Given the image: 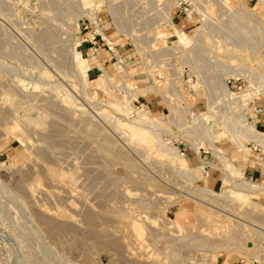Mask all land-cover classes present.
Returning a JSON list of instances; mask_svg holds the SVG:
<instances>
[{
	"label": "rangeland",
	"instance_id": "rangeland-1",
	"mask_svg": "<svg viewBox=\"0 0 264 264\" xmlns=\"http://www.w3.org/2000/svg\"><path fill=\"white\" fill-rule=\"evenodd\" d=\"M161 1L166 3L167 20V7L174 8L178 0ZM181 2L189 17L173 13L170 28L158 9L150 12L117 0L114 10L126 31L111 19L108 0H95L89 9L80 0H0V264L264 262V185L256 210H251L252 199L214 196L218 199L209 205L199 202L194 195L198 187L220 193L223 166L209 139L192 133L201 158L215 163L211 170L218 181L206 186L202 175L206 168H198L204 163L192 140L180 135L178 126L184 122L193 125L196 113H212L206 120L218 136L216 145L240 169L239 160L247 157L224 132L232 125L235 129L243 114L254 125L257 115L251 105L235 104L230 96H222L218 85L225 82L236 93L264 90V0ZM88 20L108 28L117 49L130 54V69L140 73L130 76L135 81L130 91L157 83L172 92V80L178 73L168 82L165 78L180 68L183 80L178 86L190 112L173 116L163 94L156 91L141 92L130 104L134 112L125 116L107 104L114 100L122 103L123 88H111L106 94L97 87L84 86L75 70L73 51L81 50L83 57L91 60L86 55L87 45L74 49L76 37L82 41L87 32L82 31V21ZM174 29L189 35L194 41L191 46L174 49L179 47L178 40L161 33H174ZM137 37L140 42H135ZM92 54L98 58L97 65L121 79L113 57L104 64L106 53ZM159 73L166 77L158 78ZM99 74L94 68L89 78ZM256 97L258 104L264 102L263 94ZM145 103H151V109ZM184 104H178L180 109ZM103 109L123 122L146 110L152 118L176 117L177 121L164 119L167 128L159 131L161 144L173 138L195 171L194 181L185 179L186 174H181L159 144L151 149L138 143L118 126L116 118H109L107 112L103 115ZM260 140L264 142V137ZM244 144L257 145L248 140ZM206 213L210 218L205 219ZM201 214L204 217L200 218ZM40 216H45L43 222ZM45 219L53 224L51 232ZM135 220L136 226L131 224ZM251 239L256 252L239 253Z\"/></svg>",
	"mask_w": 264,
	"mask_h": 264
},
{
	"label": "bare ground",
	"instance_id": "bare-ground-1",
	"mask_svg": "<svg viewBox=\"0 0 264 264\" xmlns=\"http://www.w3.org/2000/svg\"><path fill=\"white\" fill-rule=\"evenodd\" d=\"M80 2L82 4V6H84L86 9L87 8L89 9V8L92 7L91 4L95 3V0H80ZM167 8H168L167 9V12H168L167 22L172 27L173 24L171 22V14H170V8H171V6L169 5ZM242 8H244V6H242ZM204 14L205 13H202V16H205L206 15V14L205 15ZM91 17L93 18L94 16H91ZM206 25L204 24L202 30H204V27H205V30H206ZM99 32L103 33L102 29H100ZM161 33L164 34V35L166 34V38L174 37V38H176L178 40V43H179L178 46L179 47H175L174 46V49H176V48H184V47L189 46V45L191 46V44L194 42L189 35H187L185 32H181V31H179L177 29H174V33H170V32H161ZM196 39H197V41H200V40H198L197 37L195 38V40ZM81 42L82 41L79 39V36H77L76 37V42L74 43V49ZM195 43H197V42L195 41ZM92 52H93V50H91L89 52V55L91 56V60L89 61L88 58L86 59V58L83 57L82 53L78 49L75 50V52L73 51V53L75 54V55L73 54L75 56V59L73 58V61L75 60L74 62H75V68H76V69L75 68L74 69L76 70V72H77V74L79 76V79L81 80V82L83 83V85L86 86V87H90V86L97 87L99 89L104 90L106 92V94H108V92H109L108 90L111 89V88L118 89V88L121 87V88H123V90H125V93L126 94L123 95L124 96V101L122 103L114 102L115 100L113 102L110 101V102L107 103L110 107H112L113 109H115V111L117 110L119 112H122L125 116H130V114L134 112L133 111V107L130 105L131 102H132V100L137 99L140 95H142L141 92H143V93L145 92L146 93V92H156L157 91V92L163 94L162 96L165 97L164 98V99H166L165 102L171 108V110L173 112V116H174L175 113L178 115L179 113L180 114H188L190 112V109H189L188 105H186L185 107H183L181 109L178 106L179 103H185V99L182 96V93H181L180 89L178 88V85L176 84L178 82V80H179V76H177L174 80H172V86L174 87L172 92H171L170 89H168V90L165 91V89L162 87V85L157 84V83H155V84H153L151 86H146V89L142 88V89L139 90V89H136V88H132L131 91H130V86H133V84H134L135 81L131 80L132 78H130V76L128 74L121 73V76L122 77H121V79L119 78L120 79L119 80L120 82H119L118 80L115 79V77L112 76V74L109 71H107V69L103 65H100V64L97 65V66L100 68L101 73L98 76H96L93 80H91L89 78V70L91 69L92 64H94V63L96 64L97 59H98L97 56H95V55L92 54ZM218 76L219 75H217V77ZM252 84H254V87H255V84L256 83L253 82ZM219 85H218V88L220 87L219 89H221L220 91H221V93H223L222 96L223 95L224 96H230L233 99V102H235V104L236 103H240V104L246 103L248 106H250L249 105V102L252 101V100H254L256 98V96H258L259 94H263L264 95V90L263 89H261V90L258 89L257 91H244V92H241V93H236V92L232 91L231 89H229L228 86H227V83H225V82L224 83H221ZM259 86L261 87V85H259ZM212 91L215 92L214 90L211 89L210 92L212 93ZM168 92H169V94H168ZM116 95H117V93H115V96ZM209 95H210V93H209ZM215 96L216 95L214 94L213 97L215 98ZM210 98L212 99V96ZM216 98H218V97H216ZM176 99H177V101L175 102ZM211 99L209 101L210 102V105L212 103V100ZM213 101H214V99H213ZM177 107H179V110L176 109ZM76 110H83V109L82 108H77ZM70 112H71V114H73L71 110H70ZM78 112H80V111H78ZM106 112H107L106 109H103L102 110V114L103 113H106ZM108 112L106 113L108 115V117L109 118L112 117L111 116L112 114L111 113H108ZM103 115H105V114H103ZM107 115H106V117H107ZM210 115L213 116L212 113ZM210 115H208V116H210ZM173 116L171 114H169V115H164V116H160V117L159 116H156V117H153L152 118V117H150L149 110H146L144 112L142 111L137 116L136 115L132 116V119L130 121H128V122H123L120 119H117L115 116H113V117H114V119L116 118L115 119V122H117L118 126L126 129L130 133V135H132V137L135 140H137L138 143L146 144L147 146L151 147V149H153L155 147V145L159 144L161 146L163 152H165V154H167L174 162H176L177 168L180 170V172H183L181 174H184V173L186 174V176H184L185 174L183 175L184 177H186L185 179H187V177H188V179H189L188 181H191V180L194 181V179L196 177L195 176L196 175L195 174V171H194L193 168H191V167L188 166L187 159L185 158L184 153L182 151H180L178 149V147L175 146V144H173V142H172L173 138L171 137V138H169V140L167 139L168 141L165 140L164 143L161 144V142L163 141V138L161 137V134H160L159 131L160 130L162 131L165 128H167V126L165 125L167 122L164 121V119L165 118H169V119L172 120L173 118H175V120L177 121L178 119H176V117H173ZM208 116H204V115H201V114L196 113V115L194 116L195 119L194 120L192 119L194 121L193 125H189L188 123H185V122L184 123H181V124H178V126H181V129H180V127H178L180 129V131H181L180 132V135H183L184 137H188L189 140H192V133L204 134L205 137H207L209 139V141H210V147H211V150H212L213 154L219 158V160H220V162H221V164L223 166L222 168H223V174H224V176L221 179L222 189H221L220 193H217L214 190H210V189L205 188V187H198V189H196V191L194 192L195 193L194 195L196 196L195 198L198 199L199 202L201 201L202 203H205L207 205H209L210 201L216 202L215 200L218 199V198H225V199H228V198L229 199L230 198H237V200L238 199H240V200L252 199V202L250 204L252 206L251 210H256V207H257V204H258V202L256 201V199H258L259 196L261 195V193H262L261 191L263 190V186L260 185V184H258V183H256V182H253V181L244 180L242 170L239 169L236 166L235 163H233L232 161H230L228 159V154L224 153L216 145V143L218 141V139H217L218 136H216L215 134L212 133L211 127L208 125V122L206 120V118ZM220 116L222 117V115H220ZM177 118H179V117H177ZM175 120H173V122L172 121L171 122L174 123ZM224 120H225V118H224ZM229 121H230V119H229ZM234 121L236 123V120H234ZM222 122H224V121H222ZM83 124H81L82 127L84 126ZM175 124H176V122H175ZM230 124L232 125L233 122L230 123ZM230 124H228V125H230ZM228 125H226V126H228ZM234 126H236V125H234ZM231 127H232V129L231 128L230 129L227 128L228 130L225 131L224 133H229L230 134L231 141L234 142L236 145L239 146V151L240 152H243L244 153L243 155L245 157L250 153V148L244 144V141H246V140H248V141L249 140L256 141V140H259V138L261 139V137H264V133L263 132H261L260 130H258L255 127V125L249 123L248 117H247L246 114H243V115H241L239 117V119H238V126L235 127L236 130L233 128V125ZM201 129H202V131H200ZM58 133H60V132H58ZM62 134H63V132L60 135H62ZM192 143L194 144V146H196V151L199 153L200 147L198 146V144L195 143V141H193V140H192ZM168 167L171 168L170 166H168ZM205 168H206V166H203L202 165L201 168H199V169L204 170ZM214 196L215 197H218V198L214 199ZM203 206L201 207L200 210H203V212L205 214L206 211H205V209H202ZM210 212L212 213V211H210ZM210 212H207V213H210ZM229 212H231V210ZM216 213H219V212L216 211ZM232 213H233V211H232ZM213 214L214 215H217L215 213H213ZM198 216H199V214H198ZM201 216L204 217V215L201 214L200 215V218H201ZM206 216L207 217H205V219L209 217V214H207ZM43 217L45 218V216H43ZM43 217L40 216V219L43 218ZM212 217H214V216L212 215ZM46 218H47V216H46ZM215 218H216V216H215ZM53 220H54V218H53ZM45 221H46V219H45ZM55 221L57 222L58 220H55ZM167 221H169L168 223L172 222L169 219L168 220L166 219V222ZM218 221L219 222H223V221H220V219H218ZM40 222H43V220L40 221ZM46 222H48V221H46ZM49 223L50 222L46 223L45 226L46 225H50V229H51V227H53L52 226L53 224H51L52 222L50 224ZM131 224L136 226L137 221L136 220L135 221H132ZM54 225H55V223H54ZM65 226H66V223H65ZM54 228H55V226H54ZM52 229L50 230V232L52 231ZM56 229H59L60 230L61 228H59L57 226ZM70 229L71 228L68 227V230L69 231H70ZM64 230H65V228H64ZM66 230H67V228H66ZM64 233H65V231H64ZM53 236H54V234H53ZM64 237H65V235H64ZM55 238L56 237H54V239ZM65 239H66V237H65ZM176 240H177V238H176ZM73 242H74V240H73ZM90 242H92V241H90ZM173 242L174 243H177L175 241H173ZM247 243H249V244L245 246V251L242 248H240V249H238L239 253H243V254L253 253L254 254V252H256V243H255L254 239H251V240L247 241ZM111 244L113 245L114 242L113 243L111 242ZM171 244H172V241H171ZM178 245H180V244H178ZM212 245H214V244H212ZM123 247H125V246H123ZM184 247H186V246H184ZM224 248H226V247H224ZM173 251H175V250H173ZM255 255H256V258H260V256L258 254H255Z\"/></svg>",
	"mask_w": 264,
	"mask_h": 264
},
{
	"label": "built area",
	"instance_id": "built-area-1",
	"mask_svg": "<svg viewBox=\"0 0 264 264\" xmlns=\"http://www.w3.org/2000/svg\"><path fill=\"white\" fill-rule=\"evenodd\" d=\"M110 1H112V4H110ZM116 1L117 0H108V3H109V6H110V11H111V16L110 17H111V19H113L115 24L117 26H119V25H121L120 24L121 23V19H119L117 17L118 14H117L116 9L114 10V8L116 6ZM120 2L123 3V4H127L129 6L133 5L134 7L135 6L141 7L142 9H144L146 11H150V12L156 11L158 9V12L163 15V19L165 20V22H167L166 17H165V13H164V9H163L166 3L161 1V0H120ZM188 11L189 10L187 9V7H183V2H181V0H178V1L175 2L174 8H170L171 18H173V13L176 14L177 16L182 15L183 13L185 15H188L189 14ZM113 13H115V17H114ZM188 17H189V15H188ZM96 20L95 21L88 20V23H85V21H82L83 22L82 31H87V32H86V35H84V37L82 38V42L77 46V48H82L83 45H87V47H86V55H87V57H89L88 55H89V52L91 50H93V52L97 53V54L100 53V52L101 53H106V55H107L106 57L107 58L102 61L104 64L107 63L110 60L111 57H113V59L115 60V66H116V68H118V70H117L118 73H120V74L121 73H126L129 76H132L133 78H135L140 73L139 72H134L133 71L134 68L130 69V65L132 63V59L130 58V54L125 55L123 52L119 51L117 49L116 44H115V42H116L115 38L112 37V34H110L111 32L108 33L107 32L108 28L101 27L100 24H97ZM116 21H118V22H116ZM172 21H173V19H172ZM93 25L95 26V29L92 31V26ZM168 26H170L169 23H168ZM99 28L102 29L103 33L99 32V30H98ZM171 28H173V27H171ZM123 29L126 30L124 27H123ZM124 32L125 31H123L121 33H124ZM130 32H131V30H130ZM136 41L140 42L138 37L135 38V42ZM139 47H141V46H139ZM181 62H182V64L184 66L186 65V62L184 60L181 61ZM93 67L95 69H97L101 73L100 68L95 63L92 64V67L89 70V73L93 71V69H94ZM176 72L178 73V76H179V80L176 83L178 85V83L183 80V77H182L183 74H181L180 68H174L173 69V73L170 76H168V77L164 76V74H162V73H159L158 74V78L164 79L166 77L165 78L166 82H168L170 79H172L174 77V73H176ZM149 77L152 78V75L149 76ZM191 78H193V77H191ZM178 88H179V86H178ZM231 102H233L232 99H231ZM185 105H186V102H185ZM249 105L252 106L251 110H253V112L257 116L262 114V112L264 111V109L258 105V97H256L254 100L250 101ZM206 169H208L207 166H206ZM206 175H208L207 172H206ZM252 264H264V262L261 263V262L255 260V261H253Z\"/></svg>",
	"mask_w": 264,
	"mask_h": 264
},
{
	"label": "crops",
	"instance_id": "crops-1",
	"mask_svg": "<svg viewBox=\"0 0 264 264\" xmlns=\"http://www.w3.org/2000/svg\"><path fill=\"white\" fill-rule=\"evenodd\" d=\"M145 104H146L145 106L150 108L151 103H145ZM258 105L264 109V102H260ZM253 122L254 125L257 122L256 123L257 127L261 130V132L264 133V111L262 112V114L257 116V121L253 119ZM249 141L256 142L257 145L250 147L248 146L250 148V153L246 156L247 158H244L243 160H239L240 169L243 172L244 178L253 182H257L261 185H264V142L260 139L256 141L253 140H249ZM198 156L200 157L201 163L206 164L208 168L206 169L208 175L206 174L204 175L202 173V175L204 176L205 185L212 187L218 181V179L214 177V172H212L211 170L214 167L215 163L205 162L201 158L202 154H199ZM228 159L231 161L229 155H228ZM222 264H226V263L223 262Z\"/></svg>",
	"mask_w": 264,
	"mask_h": 264
}]
</instances>
